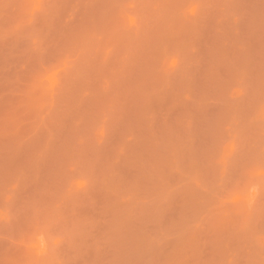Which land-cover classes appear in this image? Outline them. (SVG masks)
Segmentation results:
<instances>
[{
  "label": "rangeland",
  "instance_id": "1",
  "mask_svg": "<svg viewBox=\"0 0 264 264\" xmlns=\"http://www.w3.org/2000/svg\"><path fill=\"white\" fill-rule=\"evenodd\" d=\"M0 264H264V0H0Z\"/></svg>",
  "mask_w": 264,
  "mask_h": 264
}]
</instances>
